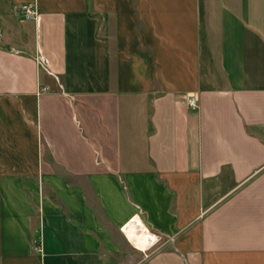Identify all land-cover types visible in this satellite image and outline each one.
<instances>
[{
    "label": "crops",
    "instance_id": "1",
    "mask_svg": "<svg viewBox=\"0 0 264 264\" xmlns=\"http://www.w3.org/2000/svg\"><path fill=\"white\" fill-rule=\"evenodd\" d=\"M0 264H264V0H0Z\"/></svg>",
    "mask_w": 264,
    "mask_h": 264
},
{
    "label": "built area",
    "instance_id": "2",
    "mask_svg": "<svg viewBox=\"0 0 264 264\" xmlns=\"http://www.w3.org/2000/svg\"><path fill=\"white\" fill-rule=\"evenodd\" d=\"M18 10H20L26 18L34 17L36 14L35 8L31 5H21L18 7ZM39 63H40L39 66H41L43 69L47 70L46 65L43 64V63H45L44 60L40 59ZM47 90H48L47 86H41L39 88V92H45ZM184 99L186 100V102L188 103L189 106H191L193 108H195L197 106V98L194 94H186V95H184ZM152 236H154V235H152ZM155 239L158 240L159 237H155ZM39 241L40 240H33V245H34L33 248L35 250L39 249ZM145 256H148V254L145 253Z\"/></svg>",
    "mask_w": 264,
    "mask_h": 264
},
{
    "label": "bare ground",
    "instance_id": "3",
    "mask_svg": "<svg viewBox=\"0 0 264 264\" xmlns=\"http://www.w3.org/2000/svg\"><path fill=\"white\" fill-rule=\"evenodd\" d=\"M130 225H128V227H127V229H128V233H129V235L131 236V238H132V240L135 242V244H137L138 246H141V247H147V245L149 244V242H151L149 239V237H148V235H146L145 233V235L143 234L142 236H140V238H135L134 236H132L133 235V230H132V227L130 228L129 227ZM140 232V231H139ZM145 232V231H144ZM138 233V232H137ZM139 234H141V233H139ZM139 234H137V235H139ZM154 237V236H153Z\"/></svg>",
    "mask_w": 264,
    "mask_h": 264
},
{
    "label": "rangeland",
    "instance_id": "4",
    "mask_svg": "<svg viewBox=\"0 0 264 264\" xmlns=\"http://www.w3.org/2000/svg\"><path fill=\"white\" fill-rule=\"evenodd\" d=\"M54 82H56V84H58V82L56 81V79H54Z\"/></svg>",
    "mask_w": 264,
    "mask_h": 264
}]
</instances>
